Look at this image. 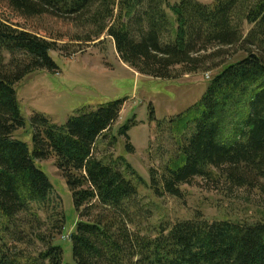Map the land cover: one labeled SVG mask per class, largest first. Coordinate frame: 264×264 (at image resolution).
Listing matches in <instances>:
<instances>
[{
  "label": "trees",
  "instance_id": "1",
  "mask_svg": "<svg viewBox=\"0 0 264 264\" xmlns=\"http://www.w3.org/2000/svg\"><path fill=\"white\" fill-rule=\"evenodd\" d=\"M102 36L155 80L221 67L200 100L169 121L177 155L149 170L152 194L180 199L181 186L212 180L213 171L216 183L257 192L264 208V0H0V264H264V220L197 217L142 234L151 217L137 201L144 182L123 156L99 150L122 100L83 107L63 126L31 116V149L17 136L27 126L16 85L58 71V42L78 49ZM128 130L117 135L127 140ZM48 159L76 214L69 262L58 240L67 231L62 199L37 165Z\"/></svg>",
  "mask_w": 264,
  "mask_h": 264
},
{
  "label": "rangeland",
  "instance_id": "2",
  "mask_svg": "<svg viewBox=\"0 0 264 264\" xmlns=\"http://www.w3.org/2000/svg\"><path fill=\"white\" fill-rule=\"evenodd\" d=\"M180 1L170 0V5H177ZM73 34L74 30H71L69 35ZM58 45L61 50L51 53L58 71L52 74L36 71L16 85L18 102L27 126L17 136L30 149L31 116L40 115L57 126H63L83 107L122 100L119 118L112 126L107 142L101 144L99 150L113 158L123 156L144 182L138 186L137 201L150 211L151 217L145 224L143 235L153 237L159 225L171 226L197 217L209 222L241 224L264 220V208L257 192L229 189L222 181L216 183L213 180L217 176L213 171L212 180L195 179L191 185L181 186L180 199L167 195L157 198L149 189V170L160 171L177 155L179 136L171 130L169 121L200 100L209 81L221 67L205 73L180 75L169 81L155 80L124 64L107 36L78 49L75 46L78 44L67 39L58 42ZM241 57L239 52L232 54L221 62V66ZM124 125L129 127L128 141L117 135ZM126 144L132 147V154L125 152ZM37 165L62 199L67 231L58 240L64 244V261L69 262L71 247L68 240L76 221L71 196L53 159L37 162Z\"/></svg>",
  "mask_w": 264,
  "mask_h": 264
}]
</instances>
